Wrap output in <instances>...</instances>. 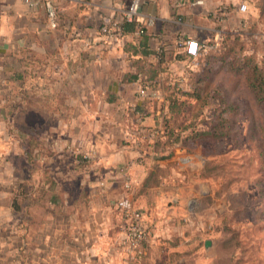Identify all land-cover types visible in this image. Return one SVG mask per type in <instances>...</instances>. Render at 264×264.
Returning a JSON list of instances; mask_svg holds the SVG:
<instances>
[{
  "label": "crops",
  "instance_id": "obj_1",
  "mask_svg": "<svg viewBox=\"0 0 264 264\" xmlns=\"http://www.w3.org/2000/svg\"><path fill=\"white\" fill-rule=\"evenodd\" d=\"M48 1L54 28L46 0H0V264H215V188L198 148L166 140L164 118L184 120L163 80L180 38L216 40L225 0H140L142 35L107 34L133 0ZM125 208L151 232L137 262Z\"/></svg>",
  "mask_w": 264,
  "mask_h": 264
},
{
  "label": "rangeland",
  "instance_id": "obj_2",
  "mask_svg": "<svg viewBox=\"0 0 264 264\" xmlns=\"http://www.w3.org/2000/svg\"><path fill=\"white\" fill-rule=\"evenodd\" d=\"M241 2L247 3L244 12L237 7ZM223 4L230 14L215 25L219 33L208 49L224 51L201 55L199 65L206 62L209 69L194 80L189 69L198 70L195 61L182 58L171 70L184 90L198 96L189 103L192 107L185 106L186 113H199L198 120H207L204 116L211 114L213 104L222 100L224 108L227 134L217 139L202 137L188 146L203 154V172L215 188L209 200L217 215L210 235L215 264H264V108L248 79L254 65L264 74V0H225ZM211 92L215 100L208 97Z\"/></svg>",
  "mask_w": 264,
  "mask_h": 264
},
{
  "label": "trees",
  "instance_id": "obj_3",
  "mask_svg": "<svg viewBox=\"0 0 264 264\" xmlns=\"http://www.w3.org/2000/svg\"><path fill=\"white\" fill-rule=\"evenodd\" d=\"M224 5V4H223ZM224 7H226L224 5ZM120 26V34H129L133 33V31H136L138 34H145L147 32V28L144 24L138 22L136 19L133 20H126L122 19L119 23ZM227 42L226 38L224 40L223 45L221 48L223 49L225 43ZM161 49V47H160ZM224 51V50H223ZM220 48H215L213 50L210 49H203L199 52V54L196 57L188 56L181 48H177L176 52H174L173 58L174 60H181L183 59H190L192 61H195L199 65L201 60V55L204 53L208 54H220L223 52ZM154 56L157 60L156 64H150L152 67L155 68V70H158V66L164 62L165 57V51L161 49L160 52L157 50L153 52ZM205 54V55H206ZM196 64V66H197ZM206 62L204 65H199V68L197 66L198 70H192L189 69L190 80L191 77L194 80L195 76L198 78L199 75L202 72H206V70L209 69V67H206ZM140 82L142 83V86L146 88L149 91H154L156 88V85L159 83V79L156 78L154 75L147 74L146 72H142L140 75ZM249 79V85L252 89V91L257 96L258 100L262 102V107L264 108V74L261 70H259L258 66L254 65L250 70L248 74ZM164 83L166 87V101L170 108V111L175 112L178 116L183 117V123L182 124H171L172 118L171 116L164 118V124H165V135L166 140L170 143H179L181 146H189L190 144H193L195 141H197L199 138H221L225 136L227 133L224 130V121L226 120L225 117H223L224 108L222 107V100L220 103H215L210 108L211 114L208 116H204L207 120H198L197 117L200 115L199 113L193 114V113H186L184 110L185 106H191L189 103H194L198 100V96L192 95V92L189 90H184L181 87L180 81H178L177 78L173 77L169 80L168 77L164 78ZM161 82V81H160ZM192 86V85H191ZM195 89V88H194ZM194 93V92H193ZM208 97H211L213 100L216 99L215 92H211ZM204 103V102H203ZM201 109V108H200ZM176 115V116H177ZM198 115V116H197ZM203 118V119H204ZM202 123L201 126H198V123ZM144 248V247H143Z\"/></svg>",
  "mask_w": 264,
  "mask_h": 264
},
{
  "label": "built area",
  "instance_id": "obj_4",
  "mask_svg": "<svg viewBox=\"0 0 264 264\" xmlns=\"http://www.w3.org/2000/svg\"><path fill=\"white\" fill-rule=\"evenodd\" d=\"M25 2H30L32 0H24ZM195 4H202V0H195ZM140 5V0H133L131 2L130 8L125 12L123 19L126 20H133L136 19L138 9ZM46 6V15L48 18L49 26L51 28L56 27V12L54 10L53 5L46 0L45 3ZM247 9V3L241 2L238 4V10L239 11H246ZM104 30L109 31V27H104ZM116 32V34H120V26L119 24H116L114 27V31H110L107 34L113 35V33ZM177 45L179 48H181L188 56L196 57L199 52L203 49H208L210 45L205 44L202 41H198L193 38H180L177 41ZM158 52L161 51L159 48L157 50ZM155 91V90H154ZM154 91H149L143 86H141L139 93L141 96L144 97H154L155 93ZM144 130L139 129L138 132H143ZM86 158H89L91 156V153H85L83 155ZM121 171L125 174V179L123 186L125 188H130L131 183L129 180V177L126 175V173L121 169ZM122 217L124 219V231L125 236L122 240V245L124 247V250L127 254V257L131 259L132 262L140 261L143 255V243L148 242L149 238L151 236V232L146 224L144 212L140 209L135 208H125L122 212Z\"/></svg>",
  "mask_w": 264,
  "mask_h": 264
},
{
  "label": "water",
  "instance_id": "obj_5",
  "mask_svg": "<svg viewBox=\"0 0 264 264\" xmlns=\"http://www.w3.org/2000/svg\"><path fill=\"white\" fill-rule=\"evenodd\" d=\"M210 244V242L207 240L206 242H205V246H208Z\"/></svg>",
  "mask_w": 264,
  "mask_h": 264
}]
</instances>
